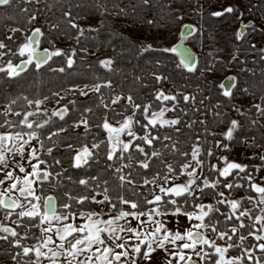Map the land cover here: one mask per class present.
<instances>
[{
    "label": "snow or ice",
    "instance_id": "1",
    "mask_svg": "<svg viewBox=\"0 0 264 264\" xmlns=\"http://www.w3.org/2000/svg\"><path fill=\"white\" fill-rule=\"evenodd\" d=\"M0 264H264V0H0Z\"/></svg>",
    "mask_w": 264,
    "mask_h": 264
},
{
    "label": "trees",
    "instance_id": "2",
    "mask_svg": "<svg viewBox=\"0 0 264 264\" xmlns=\"http://www.w3.org/2000/svg\"><path fill=\"white\" fill-rule=\"evenodd\" d=\"M226 43V41L221 40V46H223Z\"/></svg>",
    "mask_w": 264,
    "mask_h": 264
}]
</instances>
